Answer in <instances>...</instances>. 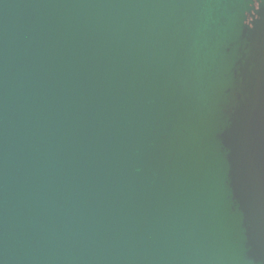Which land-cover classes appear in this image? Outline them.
<instances>
[{
    "label": "water",
    "instance_id": "95a60500",
    "mask_svg": "<svg viewBox=\"0 0 264 264\" xmlns=\"http://www.w3.org/2000/svg\"><path fill=\"white\" fill-rule=\"evenodd\" d=\"M0 264H264V0H0Z\"/></svg>",
    "mask_w": 264,
    "mask_h": 264
}]
</instances>
